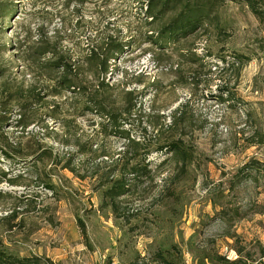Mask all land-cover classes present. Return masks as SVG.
<instances>
[{"label": "rangeland", "instance_id": "obj_1", "mask_svg": "<svg viewBox=\"0 0 264 264\" xmlns=\"http://www.w3.org/2000/svg\"><path fill=\"white\" fill-rule=\"evenodd\" d=\"M142 1L0 0V85L42 95L26 111L27 130L17 128V104L0 106V134L19 153L15 162L0 156V238L12 253L53 264H157L161 251L176 264H236L222 259L226 247L264 264V0H255L263 22L246 0L219 4L212 23L221 29L186 44L198 59L191 66L147 42ZM108 39L124 49L106 77L113 105L131 93L120 137L94 114L78 116L72 92L51 97L53 83L21 60L42 44L82 64ZM126 135L182 140L196 158L183 169L150 157L153 180L123 198L117 219L101 186L126 164ZM41 150L48 159L29 156Z\"/></svg>", "mask_w": 264, "mask_h": 264}, {"label": "trees", "instance_id": "obj_2", "mask_svg": "<svg viewBox=\"0 0 264 264\" xmlns=\"http://www.w3.org/2000/svg\"><path fill=\"white\" fill-rule=\"evenodd\" d=\"M246 2L253 13L263 22L262 14L256 10L255 0H246ZM221 3H224V0L142 1V10L147 18V42L161 51L159 55L169 54L163 53L168 49L181 64L185 66L197 64V55L186 44L199 31L207 29L210 25L216 26L219 30L221 29L218 23H212L215 10ZM123 50L121 45L116 44L114 41L109 42L108 39V42L102 47L87 55L84 58V63L76 64L70 56L56 47L41 44L25 51L21 60L30 65L33 73L37 72L45 81L53 83L52 86L46 87V90H50L51 97H58L63 92H72L75 95L74 98L78 100L75 108L76 112L79 113L78 116H85L88 113L94 114L101 120L100 125L105 133L108 135L113 133V136L120 137L125 135L123 126L131 112L128 101V96H131V93L124 97L122 106L113 105L111 97L113 96L114 87L106 83V77L109 74V62L114 59L115 55L122 53ZM45 59H49V61L43 63L42 61ZM235 59L239 62V55H236ZM85 64L91 69L92 81L87 80L85 76ZM0 73H3V69H0ZM41 97L42 95L37 93L34 87L16 89L15 87L0 85V106L3 105L5 98H10L11 102L17 104L16 106L22 110L17 128L22 130H27L30 127L27 122L26 111H29L30 106L34 103H38ZM125 138L128 141L124 152L126 164L119 168L118 173L113 174L117 178L109 179L108 183L101 186V188H105L102 189L103 202L117 219L121 218L120 211L121 204L124 202L123 198L139 189L143 182L153 180L154 175L151 161H149L150 157L153 155L170 156V159L181 165L183 169L191 165L196 158V152L191 146L175 138L155 144L135 141L130 139L129 136ZM259 144H264V142ZM15 150L16 145H11L0 134V156L15 162V156L19 155ZM11 153L14 155L12 156ZM47 154V151L41 150L29 154V156L44 161L48 159ZM46 187L52 193H58L55 185L47 184ZM130 218V216L127 217V219ZM77 222L83 238L88 241L85 224L79 217H77ZM165 252L168 251L158 252L155 255L154 262L157 264H176L173 261L174 257L170 253L165 254ZM222 259L226 261V259ZM250 260H252V257L242 255V251H239V261L236 264H255L250 263ZM0 264L53 263L43 257H21L12 253L0 238ZM130 264L140 263L133 262Z\"/></svg>", "mask_w": 264, "mask_h": 264}, {"label": "built area", "instance_id": "obj_3", "mask_svg": "<svg viewBox=\"0 0 264 264\" xmlns=\"http://www.w3.org/2000/svg\"><path fill=\"white\" fill-rule=\"evenodd\" d=\"M222 256L229 262H236L237 260H239V255L237 254V252L230 247H226L223 249Z\"/></svg>", "mask_w": 264, "mask_h": 264}]
</instances>
